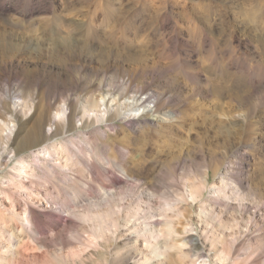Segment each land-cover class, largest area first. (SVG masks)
I'll list each match as a JSON object with an SVG mask.
<instances>
[{
  "label": "rangeland",
  "instance_id": "374dc122",
  "mask_svg": "<svg viewBox=\"0 0 264 264\" xmlns=\"http://www.w3.org/2000/svg\"><path fill=\"white\" fill-rule=\"evenodd\" d=\"M153 243L264 264V0H0V264Z\"/></svg>",
  "mask_w": 264,
  "mask_h": 264
},
{
  "label": "bare ground",
  "instance_id": "6f19581e",
  "mask_svg": "<svg viewBox=\"0 0 264 264\" xmlns=\"http://www.w3.org/2000/svg\"><path fill=\"white\" fill-rule=\"evenodd\" d=\"M149 98V97H148ZM132 116V114L131 113H128V114H126V117H131ZM242 132H243V125H240L238 128H237V134H235V135H237V136H239L240 137V135L242 134ZM228 158H227V156H226V158H224V160L226 161ZM66 161V160H65ZM230 163V162H229ZM216 169V168H215ZM214 169V171H215V173L217 172V170L218 169H216L215 170ZM195 187V186H194ZM198 187V186H197ZM221 187V186H220ZM220 187H218V188H220ZM193 191V190H192ZM212 191H214V189L212 190ZM216 191H217V189H216ZM220 193V192H219ZM190 194L192 195V196H199L200 194H201V188H196V190L194 189V192H190ZM165 204V203H164ZM168 206V205H167ZM165 207H166V205H165ZM164 208V207H163ZM167 208H169V207H167ZM166 208V209H167ZM163 210H165V208L163 209ZM166 211V210H165ZM146 232V231H145ZM149 235H151V236H154V235H152V234H149ZM148 235V236H149ZM154 238V237H153ZM153 238H151V239H153ZM149 239V238H148ZM213 239V238H212ZM154 240V239H153ZM150 241V240H149ZM151 242H153V241H151ZM218 242V239L216 238V239H213V240H211V247L213 246H215V244ZM156 243V242H155ZM154 244V243H153ZM157 244V243H156ZM156 244H154V245H152L151 246V244H150V246H148L149 248H151L150 249V253L148 254V256H144L143 258H142V263L144 264L145 262L146 263H148V261L150 260L151 261V259L153 260L154 258L156 259V258H158L159 257V252H158V244L156 245ZM166 249V248H165ZM161 251V250H160ZM149 252V251H148ZM161 254H162V252H161ZM228 253H224V254H222V253H220V255H218V257H217V259H219L220 257H222V255H223V257H225V256H228L227 255ZM161 257V256H160ZM149 261V262H150Z\"/></svg>",
  "mask_w": 264,
  "mask_h": 264
}]
</instances>
